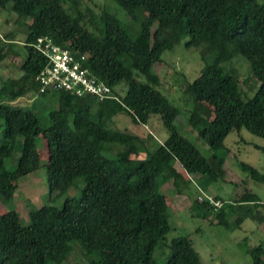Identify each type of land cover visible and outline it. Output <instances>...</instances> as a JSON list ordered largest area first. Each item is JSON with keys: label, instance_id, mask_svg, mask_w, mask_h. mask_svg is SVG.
Segmentation results:
<instances>
[{"label": "trees", "instance_id": "obj_1", "mask_svg": "<svg viewBox=\"0 0 264 264\" xmlns=\"http://www.w3.org/2000/svg\"><path fill=\"white\" fill-rule=\"evenodd\" d=\"M113 1L136 22L138 10L145 7L149 21L131 34L107 8L100 15L89 6L83 11L84 0H0V10L16 14L15 22L26 29L22 43L15 39L20 31L0 39V65L10 53L24 57L20 77L9 78L0 87L1 201L13 205L20 179L41 167L53 200L65 197L78 179L84 182L62 207L47 204L33 210L28 225L15 210L0 214V264H63L75 243L81 245L84 257L78 261L89 264H161L159 259H165V264H203L189 236L167 237L173 213L163 187L172 182L178 195L184 194L185 187L165 164L178 161L198 179L201 192L224 178L231 154L225 140L233 131L245 129L264 139V3ZM46 36L79 58L85 55V65L121 101L112 97L99 101L60 90L42 94L37 77L47 61L35 44ZM179 46L200 49L204 62L200 75L180 88L182 101L191 107L190 126L213 152L209 158L179 132L176 120L181 110L158 88L161 78L154 68L163 63L166 52ZM237 57L249 63L250 73L260 84L247 100L233 66ZM47 95L58 104L48 114L49 125L33 108L18 104L25 96ZM200 100L212 116L201 113ZM119 114L130 116L137 125H147L159 115L169 137L153 150L148 148L153 135L147 142L139 137L126 139L122 131L107 126ZM38 139L48 143L46 162ZM256 148L264 152V147ZM240 166L252 180L264 183V173L244 162ZM200 198L193 197L192 211L211 224L230 229L229 215L238 217V226L247 219L264 224V203L249 189L233 203L215 197L225 203L218 211L207 198ZM249 254L253 264H264L263 245Z\"/></svg>", "mask_w": 264, "mask_h": 264}, {"label": "rangeland", "instance_id": "obj_2", "mask_svg": "<svg viewBox=\"0 0 264 264\" xmlns=\"http://www.w3.org/2000/svg\"><path fill=\"white\" fill-rule=\"evenodd\" d=\"M259 1L264 3V0ZM87 6L91 7L98 15L107 8L122 20L131 34L140 29L141 23L149 21L148 10L145 7L138 10L136 22L113 0H84L82 10L85 11ZM16 19V14L0 10V39L10 32L20 31L15 39L18 43L24 41L26 29L19 27V24L15 22ZM20 48L23 49L21 46L17 49L20 50ZM23 61V55L15 56L10 53L6 61L0 65V87L7 79L20 77L19 68ZM233 62H235L233 66L240 75L243 90L248 94H244L243 97L245 100L250 99L258 91L260 84L256 83V79L250 73V65L243 57H237ZM203 68L204 62L201 60L200 49H186L184 46H179L173 51L166 52L163 55V63L157 64L154 69L161 78L159 90L181 110V114L176 120L179 132L194 143L205 157L209 158L213 152L206 142L199 137L198 132L190 126L191 107L190 104L188 105L182 101V89L180 88L184 83L193 82L200 75ZM139 78L147 82L146 77L139 76ZM253 86H255L254 91ZM120 89L122 95H124L127 92L126 84H121ZM18 104L33 108L45 125H49V112L58 107L52 95L25 96ZM198 106H200L201 113L212 116L211 110L204 105L202 100L198 102ZM107 126L110 129L122 131L126 139L139 137L147 142L148 136L153 135L155 140L148 143V148L151 150L156 149L160 143L166 141L169 137V133L159 115H154L147 125H137L130 116L119 114ZM38 145L42 160L46 162L49 158L48 143L44 139H38ZM225 145L231 149V154L225 163L224 178L211 184L201 192L199 191L198 179L195 176L188 175L178 161L174 160V164H165L167 169L176 172L181 177L180 179L185 187L183 195H178L175 192L172 182L163 187V192L168 198L173 213L171 218L172 231L167 237L172 240L180 236H189L200 253L203 264H253L249 251L259 245L264 246V224L259 225L256 221L247 219L238 226L235 223L238 217L229 215L228 220L231 226L228 229L222 225L211 224L210 220L196 217L191 208L193 197H198V199L200 195L203 198L208 196L212 198L221 197L227 202L233 203V201L243 196L246 189L257 194L264 203V183L252 180L240 166V162H244L264 173V152L256 148V146L264 147V139L243 129L241 132L233 131L225 140ZM141 156L146 157V154L143 153ZM19 157L20 149L15 152L13 159L16 160ZM83 183L82 179H78L76 186L71 188L65 197L53 200L49 192L46 170L41 167L37 172L20 179L19 189L13 205L5 206L0 197V214L7 216L11 210H15L20 214L21 222L28 225L33 210L47 204L62 207L65 198L76 196L80 188L84 186ZM227 210H230V208L228 207ZM156 257H159V253L156 254ZM83 258L81 245L75 243L74 252L69 260L63 264H70L69 261L74 264L78 260H83ZM159 260L161 264L166 263L165 259ZM77 263L89 264L83 261Z\"/></svg>", "mask_w": 264, "mask_h": 264}, {"label": "built area", "instance_id": "obj_3", "mask_svg": "<svg viewBox=\"0 0 264 264\" xmlns=\"http://www.w3.org/2000/svg\"><path fill=\"white\" fill-rule=\"evenodd\" d=\"M35 48L44 55L47 61L46 67L37 77L41 83L40 92L42 94L60 90L78 97L94 96L99 101L110 97L121 101L113 93V89L93 75L85 65L87 61L85 55L77 57V53L54 43L49 36L40 38L35 44ZM205 199L201 197L200 201ZM207 200L214 206L215 211L222 209L225 205L223 201L210 196L207 197Z\"/></svg>", "mask_w": 264, "mask_h": 264}]
</instances>
